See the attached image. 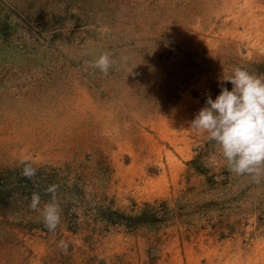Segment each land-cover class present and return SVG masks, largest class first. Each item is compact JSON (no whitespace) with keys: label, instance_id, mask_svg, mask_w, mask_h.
Masks as SVG:
<instances>
[{"label":"rangeland","instance_id":"rangeland-1","mask_svg":"<svg viewBox=\"0 0 264 264\" xmlns=\"http://www.w3.org/2000/svg\"><path fill=\"white\" fill-rule=\"evenodd\" d=\"M237 65L264 0H0V264H264V181L189 127Z\"/></svg>","mask_w":264,"mask_h":264},{"label":"clouds","instance_id":"clouds-1","mask_svg":"<svg viewBox=\"0 0 264 264\" xmlns=\"http://www.w3.org/2000/svg\"><path fill=\"white\" fill-rule=\"evenodd\" d=\"M91 67L107 74L112 67L109 53H102ZM231 84V89L226 84ZM219 94L208 95L205 104L189 122L193 132L207 136L214 142L229 171L246 175L255 183L264 181V76L250 73L242 66H234L218 81ZM21 175L29 179L37 169L26 158L20 161ZM58 185H49L45 192L51 199L43 203L34 192L29 207L38 212L49 232H55L61 223V207L57 200ZM59 247L67 249L61 240Z\"/></svg>","mask_w":264,"mask_h":264}]
</instances>
